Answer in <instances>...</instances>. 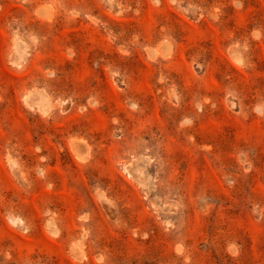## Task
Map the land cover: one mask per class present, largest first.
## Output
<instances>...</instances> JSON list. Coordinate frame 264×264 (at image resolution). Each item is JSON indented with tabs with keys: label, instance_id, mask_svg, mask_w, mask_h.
I'll list each match as a JSON object with an SVG mask.
<instances>
[{
	"label": "rangeland",
	"instance_id": "374dc122",
	"mask_svg": "<svg viewBox=\"0 0 264 264\" xmlns=\"http://www.w3.org/2000/svg\"><path fill=\"white\" fill-rule=\"evenodd\" d=\"M0 264H264V0H0Z\"/></svg>",
	"mask_w": 264,
	"mask_h": 264
}]
</instances>
